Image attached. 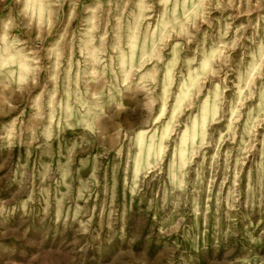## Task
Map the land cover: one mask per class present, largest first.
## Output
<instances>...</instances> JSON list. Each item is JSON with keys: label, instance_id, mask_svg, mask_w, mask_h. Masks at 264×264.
Masks as SVG:
<instances>
[{"label": "clouds", "instance_id": "clouds-1", "mask_svg": "<svg viewBox=\"0 0 264 264\" xmlns=\"http://www.w3.org/2000/svg\"><path fill=\"white\" fill-rule=\"evenodd\" d=\"M0 264H264V0H0Z\"/></svg>", "mask_w": 264, "mask_h": 264}]
</instances>
